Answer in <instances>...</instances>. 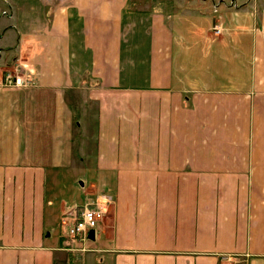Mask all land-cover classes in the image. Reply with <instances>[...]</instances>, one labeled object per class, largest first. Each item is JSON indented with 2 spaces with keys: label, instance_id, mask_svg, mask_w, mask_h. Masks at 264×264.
I'll return each instance as SVG.
<instances>
[{
  "label": "crops",
  "instance_id": "obj_1",
  "mask_svg": "<svg viewBox=\"0 0 264 264\" xmlns=\"http://www.w3.org/2000/svg\"><path fill=\"white\" fill-rule=\"evenodd\" d=\"M132 1L0 0V264H264V0Z\"/></svg>",
  "mask_w": 264,
  "mask_h": 264
},
{
  "label": "built area",
  "instance_id": "obj_2",
  "mask_svg": "<svg viewBox=\"0 0 264 264\" xmlns=\"http://www.w3.org/2000/svg\"><path fill=\"white\" fill-rule=\"evenodd\" d=\"M214 29L216 34L222 30L220 27H214ZM22 68L24 67L17 66L11 70L4 71L3 84L13 86L32 84L33 79L27 73L28 69L25 73ZM112 202V196L104 192L100 193L95 200L85 202L77 213L74 222L68 227V235L78 241L88 240V232L90 230L95 232L97 225L107 211L108 205ZM82 249L85 250L86 248L83 247Z\"/></svg>",
  "mask_w": 264,
  "mask_h": 264
},
{
  "label": "rangeland",
  "instance_id": "obj_3",
  "mask_svg": "<svg viewBox=\"0 0 264 264\" xmlns=\"http://www.w3.org/2000/svg\"><path fill=\"white\" fill-rule=\"evenodd\" d=\"M132 2V3H131ZM130 4L132 5L133 4V1L132 0H130ZM143 8V7H142ZM168 8H170V7H168ZM215 16H217V14L216 13H213ZM216 21V20H215ZM218 21V20H217ZM146 24V23H145ZM220 23H217L216 25H213V27H212V31L214 32V27H220V25H219ZM151 29H152V27H151ZM223 30H225L224 28H222V31ZM145 32H146V30H145ZM139 34H137L138 36H135L134 38L135 39H139V42H141V44H142V46H141V49L142 50H145L146 49V47H147V44H148V42H149V36L148 35H146L144 32H138ZM218 34H220V33H218ZM0 48L1 49H4V48H2V45H0ZM73 178H70V179H68V181L67 180H64V182H65V186H69L71 183H74V182H72L71 180H72ZM86 184H88V183H86ZM75 188V190H70L69 188H66V187H64V185L63 184H61V189H60V191H61V194L63 195V197L64 198H67L66 200V204H68V205H71V204H74V203H81L83 200H82V198H83V195L81 194V189L79 188V187H74ZM66 193V194H65ZM61 233L63 234V232L65 231V227L63 228V227H61Z\"/></svg>",
  "mask_w": 264,
  "mask_h": 264
},
{
  "label": "water",
  "instance_id": "obj_4",
  "mask_svg": "<svg viewBox=\"0 0 264 264\" xmlns=\"http://www.w3.org/2000/svg\"><path fill=\"white\" fill-rule=\"evenodd\" d=\"M88 237L91 238V239L94 237V235H93V230H90V231L88 232Z\"/></svg>",
  "mask_w": 264,
  "mask_h": 264
}]
</instances>
